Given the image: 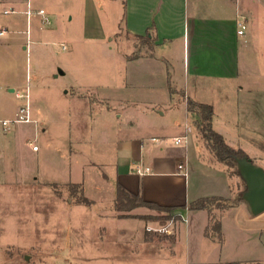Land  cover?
Segmentation results:
<instances>
[{"label": "rangeland", "instance_id": "rangeland-1", "mask_svg": "<svg viewBox=\"0 0 264 264\" xmlns=\"http://www.w3.org/2000/svg\"><path fill=\"white\" fill-rule=\"evenodd\" d=\"M35 1L47 9L45 16L50 24L34 18L33 35H27L25 15L18 12L0 15V24L9 29L8 34L0 37V264H152L148 253L138 245L139 250L132 255L130 247L119 244L118 263L116 257L110 256L112 240L119 239L118 235L122 233L127 240L131 230L140 235L145 224L117 218L113 180L106 183L102 172L91 163H100L107 156L109 161L111 151L108 152L106 144H101L100 140L103 136L111 137L127 121H133L143 130L151 122L163 126L167 135L165 144L178 148L186 147L183 138L186 132L190 135L193 131L196 135L197 131L191 120H186L178 111L163 116L157 114L155 105L150 102V94L156 93L153 90L135 89L133 93L139 98H133L141 99L127 109V104L121 101L131 99L130 90L125 88L126 85L115 90V84L110 81L111 66L119 67L120 83L125 76L124 62L119 58L122 54L118 53L120 46L110 42L109 38L103 39L94 23H88L91 28L86 26L85 31L83 22L73 13H67L70 0ZM25 6L23 0H0V13L5 8L19 11ZM69 15L74 18L71 20ZM3 41L5 44L1 43ZM252 43L253 46L257 44L254 38ZM65 44L67 50L63 48ZM257 47H253L250 56L252 71L255 63L264 64V50ZM249 80L252 84L255 82V78ZM82 82L90 83L91 87L82 92ZM95 85H100L98 90ZM10 89L14 91L9 92ZM27 90L31 122L10 123L4 127L1 121L15 119L26 107L27 99L17 98L16 93L25 95ZM77 90L83 94L93 93L89 96L94 107L80 122L79 118L70 115L65 103L70 98L68 94ZM99 95L117 96L122 104L114 100L111 103L114 110L100 117L98 106L103 103L99 102ZM182 97L177 95V99ZM230 103V108L226 102L217 103L214 130L222 134L232 148H250L249 152L255 158L252 161L264 168V137L255 134L244 141L238 126V107L233 99ZM146 113H151V120ZM175 121L183 125L175 126ZM257 121L261 128L264 120ZM40 123L45 127L49 125L45 132L40 130ZM79 123L84 129V140L71 143L64 125ZM195 125L200 128L203 140L195 137L190 148L188 176L183 177L181 183L171 181L167 185L177 190L176 202L182 209H190L196 196L206 197L215 190L229 198L210 202V209H240L225 217L221 250L217 254L214 250L207 252L211 257L209 264H264V212L253 216L247 210L250 209L248 204L240 198L246 185L238 174L237 163L231 166L223 163L232 178L220 180L212 176L213 158L219 159L203 137L200 121ZM155 130L147 128L152 133H156ZM175 134L183 138L181 143L175 144ZM73 136L83 137L73 133L71 140ZM260 159H263L262 163ZM105 171L111 175L112 167L106 164ZM79 180L87 182L86 193L71 184ZM236 183L241 185L240 193ZM84 197L90 203L83 202ZM135 209L148 210L151 213L143 217L160 219L165 224L175 218L173 211L162 212L161 216L160 211L148 206ZM102 249L107 251V256H101ZM180 253L179 247V256ZM160 264L163 263L160 261ZM179 264L189 263L183 258Z\"/></svg>", "mask_w": 264, "mask_h": 264}, {"label": "crops", "instance_id": "crops-1", "mask_svg": "<svg viewBox=\"0 0 264 264\" xmlns=\"http://www.w3.org/2000/svg\"><path fill=\"white\" fill-rule=\"evenodd\" d=\"M23 1L26 2L25 8L19 11L5 8L0 15H4L5 10L13 11L10 14L18 12L25 15L27 35L29 33L33 35L34 18H40L50 24V20L45 16L48 13L47 9L42 4L35 0ZM28 2L31 6V16L26 13L29 9ZM70 2L67 13H73L78 21H82L85 31L86 26L91 28L88 27V23H94L103 39L109 38L110 42L120 46L121 50L118 53L122 54L119 58L124 62L125 76L120 83L119 67L111 66L110 81L115 84V90L125 85V88L130 90L128 95L130 94L131 99L121 101L127 104V109L132 108L131 106L141 99L133 98L137 97L133 93L135 89L156 91L155 94H150V102L155 105V112L161 116L169 112L182 113L186 120H191L198 134L193 135L194 132L191 131L192 135H189L186 132L183 137L186 147L178 148L165 144L167 135L163 126L151 122L143 130L133 121H127L125 126L117 128L111 137L103 136L100 140L101 144H106L108 152L111 151L110 159L107 161V156L100 163L91 165L97 166L106 183L113 180L116 197L117 186L120 184L131 193L139 194L146 202L172 207V214L175 217L166 221L167 223L172 221L169 235H159L149 232L147 227L165 223L160 219L151 220L143 217L151 213L148 210L134 209L133 212H129L134 217H120V213L116 211L118 219L142 221L145 226L140 235L136 234V230H131L127 240L123 233L119 234V239L111 241L110 256L112 259L116 257L118 263L120 244L126 248L130 247L132 255L137 253L140 246L148 253L152 264H160V261L163 264H179L183 258H186L189 264H209L211 257L207 252L214 250L217 254L221 250L225 217L230 212L240 209H182L181 204L176 202L177 190L167 183L171 181L175 184L181 183L183 177L187 178L188 165L191 164L190 148L195 143V137L203 140L200 128L195 125L196 121L197 124L199 122V116L188 111V100L213 107V127L214 118L218 115L217 103L226 102L230 108L233 99L238 107L240 119L238 126L244 141L255 134L264 137V125L261 124L260 128L257 121L260 118L264 120V78H261L264 77V64L255 63L252 71L253 65L250 62L253 47L258 46L264 50V0H70ZM40 9L46 13L39 14ZM74 17L70 16V19ZM240 21H245L247 26L242 35L238 34ZM0 26L7 28L6 34L9 33L8 27L1 24ZM14 27L18 29V26ZM253 38L257 42L255 46L252 43ZM1 43L5 44L4 41ZM64 46L63 48L67 50V45ZM250 77L255 78L253 84L252 80H249ZM111 83L110 85H113ZM89 85L90 83L82 82L81 91H86L87 87H91ZM99 87L100 85L94 86L97 90ZM179 88L180 91H177ZM81 91H71L70 94L67 91L70 98L65 101L70 115L79 118V122L94 107L89 96L93 93L83 94ZM177 95L183 97L177 99ZM116 97L99 95V102L103 103L98 106L100 117L107 116L114 110L111 105L114 100L121 103ZM145 116L149 120L152 119L151 113H146ZM40 124V130L45 132L49 125L45 127L44 124ZM72 124L68 127L64 125V128L68 129L70 142L83 141L84 129L81 124ZM174 124L183 125L178 121ZM147 128L157 129L156 133L147 131ZM73 133L83 137L73 136L71 140ZM176 135L173 140L182 138ZM203 144L206 147L204 141ZM240 149L246 156L255 159L249 152L250 148L244 146ZM259 161L262 163L263 159ZM106 164L112 167L111 175L105 171ZM180 164L185 165L186 170H179ZM210 167L215 179L232 178L228 169L216 158H213ZM97 168L95 170H98ZM147 168L149 171L144 172ZM135 169H141L143 174L135 173ZM71 184L79 187L84 193L88 190L85 180ZM236 185L240 193L241 185L240 183ZM212 193L214 194L206 197L229 198L218 190ZM198 199H201V196H196L195 201ZM247 210L251 213L250 209ZM159 214L161 215L162 211ZM107 255V251L102 249L101 256Z\"/></svg>", "mask_w": 264, "mask_h": 264}, {"label": "trees", "instance_id": "trees-1", "mask_svg": "<svg viewBox=\"0 0 264 264\" xmlns=\"http://www.w3.org/2000/svg\"><path fill=\"white\" fill-rule=\"evenodd\" d=\"M187 109L191 113H196L199 116V121L201 125V132L205 138L209 147L212 148L215 152L217 158L220 162L226 163L228 166H231L233 163H236V158L243 157L245 152L241 149H234L226 143L225 138L222 134L215 131L212 127V119L214 116V110L211 105L195 103L191 100H188ZM239 174V172H238ZM240 176V174H239ZM243 193H240V198H242ZM219 198L215 197H206L198 199L192 202L189 205L190 209H210V202L214 200L218 201ZM85 203H90V201L84 197L82 199ZM141 206H148L158 211L165 213L172 212V207L159 206L151 202L144 201L139 194H134L128 191L122 185L117 186V197L114 203V208L119 212L120 217H131L129 212L135 208ZM134 217V216H133ZM135 217H138L135 215Z\"/></svg>", "mask_w": 264, "mask_h": 264}, {"label": "water", "instance_id": "water-1", "mask_svg": "<svg viewBox=\"0 0 264 264\" xmlns=\"http://www.w3.org/2000/svg\"><path fill=\"white\" fill-rule=\"evenodd\" d=\"M11 92L14 89H10ZM238 172L244 180L246 190L243 200L248 204L253 215L264 212V168L255 164L251 158L244 155L236 158Z\"/></svg>", "mask_w": 264, "mask_h": 264}, {"label": "built area", "instance_id": "built-area-1", "mask_svg": "<svg viewBox=\"0 0 264 264\" xmlns=\"http://www.w3.org/2000/svg\"><path fill=\"white\" fill-rule=\"evenodd\" d=\"M28 6H29V9L27 10L26 13L28 16H31L32 11H31V6L29 5V2H28ZM11 12H13V11L5 10L3 13H4V15H9ZM38 13L41 15H44L45 11L43 9H40L38 11ZM47 23H49V22L47 21ZM238 27H239L238 34L242 35L244 33V31L246 30V27H247L245 21H240L238 23ZM7 32H8L7 28L0 26V35H5ZM64 48H65V46H64ZM16 97L27 99V105L25 108H22L20 110V114H18L15 119L1 121V123L4 127L8 126L10 123H29V122H31V117H30V112H29V102H28V99H29L28 91L25 95H22L19 92H17ZM181 141H182V138H176L175 139L176 144L181 143ZM34 149H37V147L34 146ZM178 168H179V170H186V166L183 164H180L178 166ZM148 171H149V169L147 168L144 172H148ZM134 172L137 174H140V175L143 174L141 169H135ZM185 175H187L186 171H185ZM171 223H172V221L170 223H167V224H158L155 226H148L147 230L149 232H153V233H157V234H169L171 232L170 231Z\"/></svg>", "mask_w": 264, "mask_h": 264}]
</instances>
